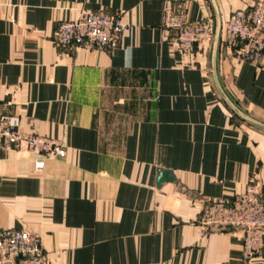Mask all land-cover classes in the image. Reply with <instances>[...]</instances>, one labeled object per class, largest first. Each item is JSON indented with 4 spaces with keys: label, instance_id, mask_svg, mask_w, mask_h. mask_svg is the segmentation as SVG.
Here are the masks:
<instances>
[{
    "label": "crops",
    "instance_id": "1",
    "mask_svg": "<svg viewBox=\"0 0 264 264\" xmlns=\"http://www.w3.org/2000/svg\"><path fill=\"white\" fill-rule=\"evenodd\" d=\"M252 2L186 0L213 38L182 51L163 0H0V115L67 147L39 172L40 153L0 148V229L40 233L49 264H264L244 260L240 231L198 222L212 199L264 187V57L224 41ZM80 9L129 27L106 47H59Z\"/></svg>",
    "mask_w": 264,
    "mask_h": 264
},
{
    "label": "built area",
    "instance_id": "2",
    "mask_svg": "<svg viewBox=\"0 0 264 264\" xmlns=\"http://www.w3.org/2000/svg\"><path fill=\"white\" fill-rule=\"evenodd\" d=\"M186 0H163L162 26L173 32L182 51L204 47L213 38L207 19L192 21L185 8ZM129 25L123 15L107 9H80L74 19L62 21L55 34L56 45L62 48L90 45L106 47L126 31ZM224 41L235 58L258 62L264 57V0H253L248 8L234 10L224 26ZM17 147L40 153L32 159L34 170L45 167L47 159L67 153L61 138L24 129L18 114L0 115V148ZM199 225L204 232L214 227L235 229L242 233L243 258L246 262L264 252V187L256 182L231 196L217 197L204 207ZM49 264L42 236L29 229H0V264Z\"/></svg>",
    "mask_w": 264,
    "mask_h": 264
},
{
    "label": "water",
    "instance_id": "3",
    "mask_svg": "<svg viewBox=\"0 0 264 264\" xmlns=\"http://www.w3.org/2000/svg\"><path fill=\"white\" fill-rule=\"evenodd\" d=\"M165 179H170V180L173 179V177H172V171H170V170H163V171L160 172L159 177H158V181L159 182H162Z\"/></svg>",
    "mask_w": 264,
    "mask_h": 264
}]
</instances>
